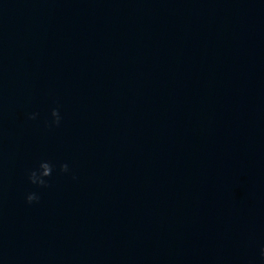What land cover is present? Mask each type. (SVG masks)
I'll list each match as a JSON object with an SVG mask.
<instances>
[{
    "label": "water",
    "instance_id": "1",
    "mask_svg": "<svg viewBox=\"0 0 264 264\" xmlns=\"http://www.w3.org/2000/svg\"><path fill=\"white\" fill-rule=\"evenodd\" d=\"M262 245L264 0H0V264H264Z\"/></svg>",
    "mask_w": 264,
    "mask_h": 264
},
{
    "label": "clouds",
    "instance_id": "2",
    "mask_svg": "<svg viewBox=\"0 0 264 264\" xmlns=\"http://www.w3.org/2000/svg\"><path fill=\"white\" fill-rule=\"evenodd\" d=\"M38 113L32 112L29 114L28 118L31 120L36 119ZM51 123L48 126H58L61 121V116L58 107H54L51 109ZM54 165L47 161L41 160L37 167L28 170L27 176L28 180L31 184L37 185L39 187H47L48 181L45 179L46 177H50L53 172ZM59 171L61 173L69 172V166L67 163L59 164ZM25 200L27 203L31 204L35 201L39 200V195L36 192H28L25 195ZM260 257L264 259V245L260 248Z\"/></svg>",
    "mask_w": 264,
    "mask_h": 264
}]
</instances>
